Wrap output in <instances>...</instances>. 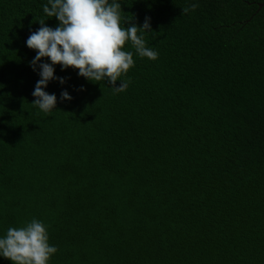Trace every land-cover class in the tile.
<instances>
[{
    "label": "trees",
    "instance_id": "obj_1",
    "mask_svg": "<svg viewBox=\"0 0 264 264\" xmlns=\"http://www.w3.org/2000/svg\"><path fill=\"white\" fill-rule=\"evenodd\" d=\"M45 2L0 0V235L42 220L49 264H264V0H120L158 58L121 93L57 64L49 114L25 45Z\"/></svg>",
    "mask_w": 264,
    "mask_h": 264
},
{
    "label": "clouds",
    "instance_id": "obj_2",
    "mask_svg": "<svg viewBox=\"0 0 264 264\" xmlns=\"http://www.w3.org/2000/svg\"><path fill=\"white\" fill-rule=\"evenodd\" d=\"M197 7L191 3L182 11ZM41 8L44 16L54 17L57 24L50 27L47 19L38 21L39 27L25 41L26 47L35 51L29 66L33 71L38 69L39 79L31 105L39 113L53 112L57 103L56 94L45 90L48 83H65L64 77L54 75L57 64L61 71L76 70L86 81H106L113 93H121L128 87L129 80L124 77L134 66V54L151 61L158 58V52L145 39V34L152 32L151 18L146 16L139 26L129 21L125 22L127 27L121 26L120 0H46ZM126 42L134 52L124 50ZM71 99L67 89H62L60 100ZM56 252L57 247L49 243L48 226L36 218L19 227L10 226L0 235V258L11 264H49Z\"/></svg>",
    "mask_w": 264,
    "mask_h": 264
},
{
    "label": "water",
    "instance_id": "obj_3",
    "mask_svg": "<svg viewBox=\"0 0 264 264\" xmlns=\"http://www.w3.org/2000/svg\"><path fill=\"white\" fill-rule=\"evenodd\" d=\"M264 6V2L263 3H260L258 4V10H260L262 7Z\"/></svg>",
    "mask_w": 264,
    "mask_h": 264
}]
</instances>
